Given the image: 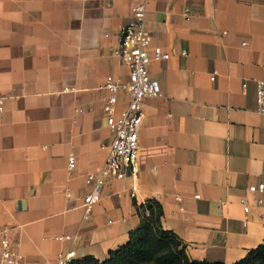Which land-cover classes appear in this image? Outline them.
<instances>
[{
    "label": "crops",
    "instance_id": "crops-1",
    "mask_svg": "<svg viewBox=\"0 0 264 264\" xmlns=\"http://www.w3.org/2000/svg\"><path fill=\"white\" fill-rule=\"evenodd\" d=\"M137 3L145 5L151 46L169 54L149 64L162 96L143 101L139 142L172 151L166 163L157 154L109 179L86 216L85 174L103 164L112 137L104 82L127 78L113 49ZM259 79L264 0H0V230L27 264L68 250L102 261L140 225L137 206L156 199L163 229L190 260L235 263L264 245V192L247 189L264 182ZM126 101L120 92L116 111Z\"/></svg>",
    "mask_w": 264,
    "mask_h": 264
},
{
    "label": "built area",
    "instance_id": "built-area-1",
    "mask_svg": "<svg viewBox=\"0 0 264 264\" xmlns=\"http://www.w3.org/2000/svg\"><path fill=\"white\" fill-rule=\"evenodd\" d=\"M131 19L118 30V44L113 49L121 63L127 67V78L122 80L118 77L108 75L104 87L109 94L103 100V112L105 123L112 137L108 148V154L103 164L97 166L93 171L85 174V184L89 188L82 197V208L87 216L91 214L94 205L101 198L102 188L109 179L124 178L132 174L135 167L147 161L150 157L160 154L166 158L171 154V147L166 143L155 146H143L139 142V130L143 118L142 104L147 98L162 96V91L157 80L149 75V64L152 60L168 59L169 54L163 52L160 47L151 46V32L145 19V5L137 3L131 6ZM188 9L184 10L187 15ZM216 71L210 76L214 80ZM124 92L127 95L126 105L123 109L116 111L118 95ZM3 111V98H0V118ZM256 112L264 116V79L256 81ZM76 166L75 155L70 152L67 156V172L71 174ZM156 170V166L151 167ZM132 187V193L134 192ZM248 191L263 193L264 182L251 184ZM66 197H71L69 186L64 190ZM197 198L198 196H194ZM180 201V196H175ZM243 210H250L244 197L240 198ZM258 204L262 199L257 200ZM182 210L183 207L180 206ZM246 224V222H244ZM57 241L78 242L79 236L57 235ZM77 259L74 250L61 252L53 261H44L41 264H72ZM0 264H27L24 255L19 250V244L12 241L7 230H0Z\"/></svg>",
    "mask_w": 264,
    "mask_h": 264
},
{
    "label": "trees",
    "instance_id": "trees-1",
    "mask_svg": "<svg viewBox=\"0 0 264 264\" xmlns=\"http://www.w3.org/2000/svg\"><path fill=\"white\" fill-rule=\"evenodd\" d=\"M140 225L129 233L126 243L109 252L105 260L91 255L75 259L72 264H225L190 260L179 238L161 225L162 207L156 199L137 206ZM233 264H264V245L251 249Z\"/></svg>",
    "mask_w": 264,
    "mask_h": 264
}]
</instances>
